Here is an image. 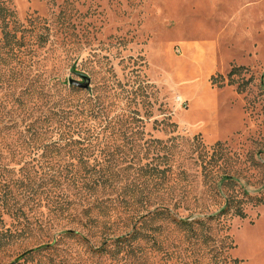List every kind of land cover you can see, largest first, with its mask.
<instances>
[{"label": "rangeland", "instance_id": "374dc122", "mask_svg": "<svg viewBox=\"0 0 264 264\" xmlns=\"http://www.w3.org/2000/svg\"><path fill=\"white\" fill-rule=\"evenodd\" d=\"M80 75L89 89L69 92ZM56 89L108 106L116 123L93 145L113 155L90 176L121 174L134 185L126 208L108 203L90 223L78 207L57 213L47 189L34 192L47 171L29 115ZM147 164L156 173L137 171ZM233 194L244 219L231 208L195 234L171 220L216 215ZM261 198L264 0H0V264H264ZM160 207L169 213L137 224L136 253L113 255L110 244L98 252L135 228L137 211Z\"/></svg>", "mask_w": 264, "mask_h": 264}, {"label": "trees", "instance_id": "16d2710c", "mask_svg": "<svg viewBox=\"0 0 264 264\" xmlns=\"http://www.w3.org/2000/svg\"><path fill=\"white\" fill-rule=\"evenodd\" d=\"M70 87L69 92H77L75 87ZM63 92L67 91L64 89H56L55 92L48 90L45 95L41 94V96H38L29 115L30 123L27 126L30 135L29 140L32 148L35 150V156L39 157V159H45L46 166L43 169L47 171L45 174L46 178L36 177L39 180L34 184V192L47 189L49 199L53 201L54 210L57 213H67L78 207L81 215L86 220L85 222L90 223L93 221V219L88 218L90 213L105 205L107 207L108 203H118L126 208L129 194H134L128 188L134 185L123 183L121 174L119 175L118 173L116 177H113L115 174L112 176H103V174H99L101 176L96 177L90 176L93 175L91 172H94L97 167L101 168L105 162L109 163V157L113 155L109 145L102 143L104 145L95 146L93 145V141L99 139V130H102V126L113 125L116 123V120H111L112 118L107 113L108 106H105L101 98L93 99V96H89L85 102L78 103V101L75 102L70 98V94L73 93L66 94ZM53 93H57L58 95H54ZM88 101L92 102V104L87 105ZM154 143L162 145L158 141ZM145 144V148H150L153 145L146 142ZM218 145L216 147H219ZM90 150L93 153L88 158L92 163L84 159L82 155L78 157V153L85 154ZM116 153H118V150ZM215 154L217 153L214 152L212 157ZM212 162L213 159L210 158L208 162L205 161L202 165V172L206 181L212 175V169L215 168L211 165ZM38 165H41L39 160ZM105 165L107 170L113 169L111 165ZM78 167L84 169L86 173L78 175ZM132 168L128 165L116 171L121 172ZM102 170L97 169V171ZM155 170L149 164L137 167V171H141L144 175L148 172L149 174H154L156 173ZM63 175L65 176L63 177ZM136 185H140V183ZM106 189L114 191L116 195L105 193ZM258 202L264 203V198L259 199ZM240 203L241 201L238 199V196L233 194L230 195L225 206L216 215L195 220H177L171 217V220L176 225L182 228L186 227L192 234H195L194 226H200L203 230H206L209 227V221L217 220L218 216L227 213L231 208H234L237 217L244 219L246 215L241 210ZM16 212V214H23L22 209ZM146 213L147 215L144 217L142 216V212L138 213L137 211L133 216L139 221L134 222L136 224L135 228L130 233L118 236L114 240H105L103 246L98 249V252H106L105 247L110 244L114 245V250L109 251L113 255L123 251L131 255L136 253L138 246H135L134 243L138 235H140L137 224L146 218H154L155 216H161L169 212L160 207L153 214L148 210ZM209 238L207 237V239Z\"/></svg>", "mask_w": 264, "mask_h": 264}, {"label": "water", "instance_id": "95a60500", "mask_svg": "<svg viewBox=\"0 0 264 264\" xmlns=\"http://www.w3.org/2000/svg\"><path fill=\"white\" fill-rule=\"evenodd\" d=\"M81 82L77 80L70 79L69 85L75 88H79L82 90H88L90 87V79L85 75H80Z\"/></svg>", "mask_w": 264, "mask_h": 264}]
</instances>
